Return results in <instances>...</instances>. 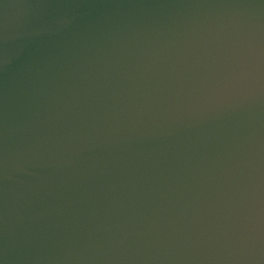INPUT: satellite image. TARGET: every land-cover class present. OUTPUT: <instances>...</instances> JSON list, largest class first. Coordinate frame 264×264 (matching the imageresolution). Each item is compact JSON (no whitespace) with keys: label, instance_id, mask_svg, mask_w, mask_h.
Instances as JSON below:
<instances>
[{"label":"water","instance_id":"obj_1","mask_svg":"<svg viewBox=\"0 0 264 264\" xmlns=\"http://www.w3.org/2000/svg\"><path fill=\"white\" fill-rule=\"evenodd\" d=\"M0 264H264V0H0Z\"/></svg>","mask_w":264,"mask_h":264}]
</instances>
